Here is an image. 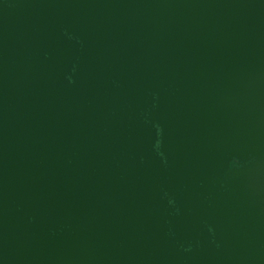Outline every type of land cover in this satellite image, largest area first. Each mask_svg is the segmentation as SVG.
Returning a JSON list of instances; mask_svg holds the SVG:
<instances>
[{
  "label": "water",
  "instance_id": "obj_1",
  "mask_svg": "<svg viewBox=\"0 0 264 264\" xmlns=\"http://www.w3.org/2000/svg\"><path fill=\"white\" fill-rule=\"evenodd\" d=\"M0 264H264V0H0Z\"/></svg>",
  "mask_w": 264,
  "mask_h": 264
}]
</instances>
